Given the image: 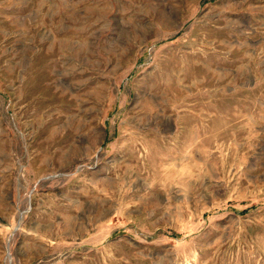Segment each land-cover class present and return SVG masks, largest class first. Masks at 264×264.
Instances as JSON below:
<instances>
[{
  "label": "rangeland",
  "instance_id": "rangeland-1",
  "mask_svg": "<svg viewBox=\"0 0 264 264\" xmlns=\"http://www.w3.org/2000/svg\"><path fill=\"white\" fill-rule=\"evenodd\" d=\"M0 264H264V0H0Z\"/></svg>",
  "mask_w": 264,
  "mask_h": 264
}]
</instances>
